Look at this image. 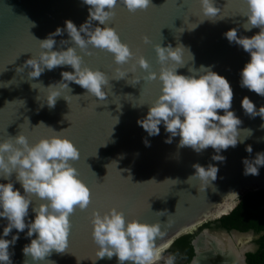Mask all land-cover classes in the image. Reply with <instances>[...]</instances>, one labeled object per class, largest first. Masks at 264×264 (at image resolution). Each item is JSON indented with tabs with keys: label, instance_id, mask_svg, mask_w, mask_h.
Segmentation results:
<instances>
[{
	"label": "water",
	"instance_id": "obj_1",
	"mask_svg": "<svg viewBox=\"0 0 264 264\" xmlns=\"http://www.w3.org/2000/svg\"><path fill=\"white\" fill-rule=\"evenodd\" d=\"M151 3L146 10L132 13L118 2L115 16L105 22L133 52V57L123 65L116 64L112 53L90 44L92 55H86L71 41L66 30L54 37L53 50L75 47L82 56V67L105 72L109 84L104 89L105 100H99L76 83L67 82L68 87L59 89L55 106L49 107L47 87L62 81L61 72L74 69L58 66L32 78L31 66H26V61L39 57L42 51L39 40L47 38L57 27L65 29L66 20L78 28L84 24L89 19L90 6L83 0H0V141L23 133L29 145H33L41 138L66 136L80 151V158L71 163L91 192L88 208L83 211L77 208L70 216L68 247L64 252L53 250L44 261L33 262L23 253V247L35 238V234L26 235V228L9 247L12 264H25L26 260L28 264H118L115 256L96 259L91 223L94 210L103 215L116 207L123 211L126 221L136 218L141 222H160L164 235L157 238L159 243L167 236L180 234L184 226L228 214L245 192L264 191V166L259 167V175H245L244 164L245 159L252 163L257 153L264 152V128L260 127L264 119L258 115L250 117L241 107L242 98L247 96L258 110L264 106V97L241 87V70L250 60V53L235 42L230 43L224 35L232 28L237 29L238 36L247 37L260 31L258 27L250 31L243 27L247 20L246 0H215L221 9L215 20L203 15L200 0H151ZM105 25L92 21V27ZM144 36L149 38L148 43L144 42ZM61 40L69 43L62 45ZM158 43L173 48L183 46L184 66L178 67L171 59L165 62V66L178 67L179 74L191 75L190 68L199 70L205 66L229 81L234 94L231 110L242 123L238 126L237 146L219 153L226 158L223 162L212 160L217 153L211 147L200 153L190 147H178L179 136L166 143L170 133L163 123L155 136L138 124L161 94L159 78L144 80L148 72L154 71L159 76L161 63L155 51ZM140 56L148 61L149 69L139 66ZM117 69L127 72L126 76L117 79ZM219 114L223 115V111ZM246 130H251V134ZM248 145L252 153L246 151ZM196 163L204 167L216 165L217 179L210 183L198 177L188 179L195 173ZM9 179L23 194L15 172L8 179L0 176V183ZM31 200L26 223L35 217L33 207L42 202L34 194ZM225 200L232 205L218 215L212 214ZM163 210H167L163 215L158 213ZM7 223L6 218L0 217V237ZM16 234L13 229L3 238L11 240Z\"/></svg>",
	"mask_w": 264,
	"mask_h": 264
},
{
	"label": "clouds",
	"instance_id": "obj_2",
	"mask_svg": "<svg viewBox=\"0 0 264 264\" xmlns=\"http://www.w3.org/2000/svg\"><path fill=\"white\" fill-rule=\"evenodd\" d=\"M83 2L90 6L89 19L79 28L71 20H66L65 29L57 27L47 38L39 40L42 49L39 57L26 61V66H31L29 76L32 78H38L45 69L53 70L58 66L68 65L74 69L61 72L62 81L47 87L49 107L55 106L57 98L60 97L59 89L68 87L67 82L76 83L87 94L99 100H105L107 92L104 89L109 84L105 72L93 70L86 65L82 67V56L75 47L53 50L56 45L55 36L62 35L66 30L71 41L86 55H92L88 47L90 44L94 48L112 53L116 64L123 65L133 57V52L127 43L121 41L117 31L106 26L105 22L115 16L114 9L118 2L132 13L146 10L152 5L151 0ZM200 4L203 15L211 20H215L221 12L215 0H200ZM246 4L247 12L244 16L247 20L243 27L247 31L258 27L260 31L247 37L238 36L237 29L232 28L224 35L230 43L235 42L250 53V60L241 70V87L264 97V0H246ZM93 20L105 26L92 27ZM143 39L145 43L149 42L147 36ZM60 43L65 45L69 41L61 40ZM155 51L161 63L159 76L154 71L148 72L144 80L159 78L162 82L161 94L149 106L146 116L138 120V124L150 136H155L159 135V126L163 123L166 132L170 133L166 143H172V137L179 136L178 147H190L197 153L211 147L217 153L212 156V160L223 162L226 158L219 153L237 146L238 126L242 123L231 110L234 94L229 81L212 71L211 67L205 66H201L199 70L190 68L191 75L179 74L177 68L184 66L183 46L173 48L170 44L165 47L158 43ZM169 59L175 61L178 67L165 66ZM138 64L145 70L149 69V63L143 56L138 58ZM117 72V79L124 78L127 73L120 69ZM138 81L139 79L135 80L133 85ZM64 99L67 100L65 97ZM241 107L250 117L258 115L264 119V106L257 110L249 97L242 98ZM220 110L223 115L219 114ZM260 127L264 128V124ZM246 131L251 134V130ZM145 144L148 145L147 140ZM246 151L252 153L251 145L246 147ZM79 158V149L66 136L52 135L41 138L33 145H29L23 133L0 141V176L8 179L15 172L16 180L23 188L22 194L10 179L7 183H0V217L8 221L3 228V236L0 237V264H12L9 247L16 243L18 234L26 228V235L33 237L35 234V238L23 247V253L30 256L33 262L44 261L53 250L62 253L68 247L70 216L77 208L86 210L91 203L90 188L79 178L77 169L71 163ZM252 161L250 163L248 159L244 160L245 175H259V167L264 166V152L257 153ZM193 168L195 173L188 179L198 177L206 183L217 179L219 169L216 165L209 164L204 167L196 163ZM128 178L131 180V176ZM33 194L42 202L33 207L35 217L26 223ZM166 211L158 213L163 215ZM91 223L92 238L97 245L96 259H112L115 256L118 264H155L161 259V251L156 243L157 238L164 235L160 222L147 223L136 218L126 221L123 211L112 207L103 215L94 210ZM13 229L17 230V234L12 235L11 240L3 238L9 236ZM174 261L175 257L169 256L166 264H174ZM25 264H28L27 260Z\"/></svg>",
	"mask_w": 264,
	"mask_h": 264
},
{
	"label": "flooded vegetation",
	"instance_id": "obj_3",
	"mask_svg": "<svg viewBox=\"0 0 264 264\" xmlns=\"http://www.w3.org/2000/svg\"><path fill=\"white\" fill-rule=\"evenodd\" d=\"M221 217L183 228L180 234L165 239L157 245L161 259L155 264H166L169 256L175 257L174 264H264V255H255L261 251L263 232L224 225Z\"/></svg>",
	"mask_w": 264,
	"mask_h": 264
},
{
	"label": "trees",
	"instance_id": "obj_4",
	"mask_svg": "<svg viewBox=\"0 0 264 264\" xmlns=\"http://www.w3.org/2000/svg\"><path fill=\"white\" fill-rule=\"evenodd\" d=\"M220 220L224 225L237 227L239 229L251 228L255 232H263L259 239L261 251L258 255H264V191H248L240 198L235 207L226 215H223ZM188 247V251H189ZM255 255H251L250 258Z\"/></svg>",
	"mask_w": 264,
	"mask_h": 264
},
{
	"label": "bare ground",
	"instance_id": "obj_5",
	"mask_svg": "<svg viewBox=\"0 0 264 264\" xmlns=\"http://www.w3.org/2000/svg\"><path fill=\"white\" fill-rule=\"evenodd\" d=\"M228 196L231 197L230 195H228ZM229 201H230V200H229ZM220 205H221L220 208L217 209L216 211H214L212 214H214V215H218L219 213L224 212V211L227 209V207H230V206L232 205V203H231V202H227V201L225 200V201L222 202ZM197 222H198V220H197ZM192 226H194V225H191L190 227H192ZM183 228H189V227L184 226ZM183 228H182V229H183ZM183 231H184V230H183ZM170 237H171V236H167V237H165L163 240L159 241V243H157V245L161 244L165 239H168V238H170ZM229 258H233V255H230ZM198 264H199V263H198Z\"/></svg>",
	"mask_w": 264,
	"mask_h": 264
}]
</instances>
